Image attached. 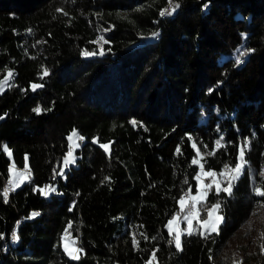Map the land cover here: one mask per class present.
Listing matches in <instances>:
<instances>
[{
  "label": "trees",
  "instance_id": "1",
  "mask_svg": "<svg viewBox=\"0 0 264 264\" xmlns=\"http://www.w3.org/2000/svg\"><path fill=\"white\" fill-rule=\"evenodd\" d=\"M174 2L161 17L168 0H0V80L14 73L0 94V191L11 161L24 168L27 156L31 170L8 203L0 195V264H145L157 249L158 264H232L222 253L236 232L264 233V197L252 190L264 184V0ZM72 129L84 137L76 164L53 178ZM221 135L226 148L205 168L234 165L245 139L247 165L231 196L208 193L205 203L221 202L220 234L184 235L177 252L165 225L196 190L191 144L203 153ZM45 185L56 191L42 195ZM69 221L78 261L63 251ZM239 264H264V252Z\"/></svg>",
  "mask_w": 264,
  "mask_h": 264
},
{
  "label": "snow or ice",
  "instance_id": "2",
  "mask_svg": "<svg viewBox=\"0 0 264 264\" xmlns=\"http://www.w3.org/2000/svg\"><path fill=\"white\" fill-rule=\"evenodd\" d=\"M180 7L179 3L174 2V0H168V7L160 11V16L163 17L165 15H172L178 8ZM57 11L62 12L63 15L68 16V13L63 9H57ZM31 32V30H29ZM158 35V33H153V36ZM107 44L108 41L104 39L103 36L98 37L94 43L97 44ZM38 43H40L38 41ZM247 51H252L251 49ZM84 56L95 55L96 53L84 51L82 53ZM100 55L104 54L103 47L101 44V51ZM246 55L245 51L240 49L236 50L235 53V64L242 63V57ZM7 71V76L0 80V94H2L5 86H13L10 84V80L13 78L14 73L10 70ZM49 75L48 69H43V75L40 79H44V77ZM32 90L35 91L37 88L43 87L42 84H32ZM50 110V109H48ZM38 115L41 114L42 109L38 106L33 109ZM0 119H3L0 116ZM130 123L135 127L138 122L133 120ZM191 141L193 138L191 136L188 137ZM68 140V150L63 157V167L60 168L59 172L56 169H53V178L56 175L61 177L65 176V169H67L70 165L76 162V156L74 155L75 149H77L80 145L78 141H83L84 137L78 133L76 129H73L70 134L67 136ZM93 143H98L97 139L93 140ZM250 142L245 139L242 144L238 148V155H237V162L234 165H230L229 163L224 164L223 170L217 172L213 169H206L205 164V156H214L216 155V151L221 148H226V144L224 143V137L221 135L215 141V147L213 150H208V146L204 145V152H201V149L198 147L196 142L191 144L195 155L191 159V165L197 166L199 171L195 173L193 179L196 181V194L192 195V188L189 185L186 191H183V194L179 197L177 203L179 205V211L175 213L166 223L165 227L167 228L168 234L171 239L168 241L169 244L175 245L177 252L182 251V236L184 235H194L199 234L203 239L207 240L211 238L212 234L219 235L220 234V225L224 222L225 217L223 216V209L221 206V202L217 200L215 203L207 204L206 199L208 196L209 191L215 189V193L217 196L221 192L226 193L228 196L232 195V190L235 186V182L239 180L240 176L243 174L245 167L247 165V161L245 159L246 150L249 147ZM99 146L108 153L110 156V144L108 143H101ZM4 153H6L9 158H11L12 153L11 150L6 146H2ZM176 153L178 155H182L181 148L177 146ZM203 161V162H202ZM11 178L6 181V186L2 191H0V195L3 196L4 203H8V197L10 191H15L16 188L20 187V184L24 182V180L28 179L31 174V170L27 164V156H25V164L24 170L18 171L16 169V165L13 162L9 169H8ZM261 176H264V166H262V170L259 173ZM110 178L105 177L104 180L108 181ZM205 180L210 181L209 183H205ZM183 183L185 185L189 184L188 178L185 177ZM253 194L257 197H264V184L257 185L253 182ZM38 191L42 194L47 196L51 192H55V187L51 185H45L43 188L38 189ZM202 205L204 210L207 211L206 218H202L201 208L198 207ZM74 206V205H73ZM71 211V208L69 209ZM40 213L33 212L31 214L32 217L38 216ZM181 221L186 222L187 227L181 228L180 224ZM193 221H196V227L193 225ZM140 227H143L142 225ZM72 228V222L69 221L68 225L64 229V232L61 236V240L63 241V251L64 253L74 261H78L80 259V254L83 253V249L78 247V239H73L71 236V232L69 229ZM140 236L143 237L144 240H148L149 237L141 232ZM0 238H3L0 236ZM18 237L13 234V239H17ZM151 239H156V237H151ZM261 239H264V233L261 234ZM132 243L134 248L139 247V240L137 239L136 233L132 234ZM261 252H264V243L260 245ZM157 250L151 252L150 258L145 261V264H158ZM211 259V257H210ZM233 264H239V262L234 261Z\"/></svg>",
  "mask_w": 264,
  "mask_h": 264
},
{
  "label": "rangeland",
  "instance_id": "3",
  "mask_svg": "<svg viewBox=\"0 0 264 264\" xmlns=\"http://www.w3.org/2000/svg\"><path fill=\"white\" fill-rule=\"evenodd\" d=\"M73 130V129H72ZM70 130L69 133L67 134V136L70 134V132L72 131ZM80 142L81 141H78L79 145H80ZM103 143H108L109 142H103ZM101 144V143H100ZM80 147V146H79ZM78 147V148H79ZM68 150V149H67ZM67 152V151H66ZM66 154V153H65ZM64 154V155H65ZM63 155V157H64ZM74 155L76 156V158L79 156V154L76 152V149H75V152H74ZM63 157H62V161H61V167H63ZM13 162L11 161V163L9 164V167L10 165L12 164ZM76 162L72 165H75ZM16 165V164H15ZM71 166V165H70ZM69 166V167H70ZM8 167V169H9ZM68 167V168H69ZM67 168V169H68ZM16 169L18 171H23L24 168L22 167H19L16 165ZM66 170V169H65ZM223 170V169H222ZM199 171V169H198ZM221 171V170H220ZM219 172V171H218ZM11 178L10 176V173L8 171V175H7V181ZM26 181H28V179L24 180V182H22L20 185H22L23 183H25ZM210 181L208 180H205V183H209ZM5 186H8L7 184ZM44 186L40 187V188H43ZM213 190H215L213 188ZM196 191H197V188L194 192H192V195H195L196 194ZM210 192V191H209ZM179 199V198H178ZM215 203V202H214ZM198 207L201 208V205H199ZM201 211H202V208H201ZM178 212V211H177ZM176 212V213H177ZM175 214V213H174ZM173 214V215H174ZM172 215V216H173ZM171 216V217H172ZM207 216V211L205 212V214L203 216H201L202 218H206ZM170 217V218H171ZM169 218V219H170ZM168 219V220H169ZM193 225L195 226L196 225V221H193ZM181 228H186L187 225H186V222H183L181 221V224H180ZM263 233L262 229H258V230H255L253 232H251L250 234L247 233V234H243V231L240 230L238 232H236L230 239H229V242L228 244L225 246L224 250H223V253L222 255L224 256V254L228 257L229 260H232V264L234 261H237V262H241V260L243 259V257L245 256L246 252H254L256 250V247L259 248L260 252H261V248H260V245L262 244V239H261V234ZM73 238V237H72ZM244 247V250H242L241 248ZM245 251V253H244Z\"/></svg>",
  "mask_w": 264,
  "mask_h": 264
},
{
  "label": "built area",
  "instance_id": "4",
  "mask_svg": "<svg viewBox=\"0 0 264 264\" xmlns=\"http://www.w3.org/2000/svg\"><path fill=\"white\" fill-rule=\"evenodd\" d=\"M168 16H170V15H165L164 17H168ZM5 185H6V184H5ZM5 185H4V188L6 187ZM4 188H3V189H4Z\"/></svg>",
  "mask_w": 264,
  "mask_h": 264
}]
</instances>
